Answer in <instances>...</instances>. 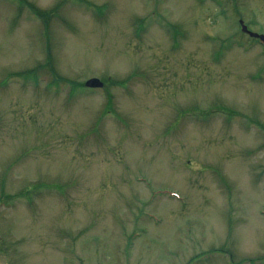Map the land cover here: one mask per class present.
I'll list each match as a JSON object with an SVG mask.
<instances>
[{"label":"rangeland","instance_id":"obj_1","mask_svg":"<svg viewBox=\"0 0 264 264\" xmlns=\"http://www.w3.org/2000/svg\"><path fill=\"white\" fill-rule=\"evenodd\" d=\"M240 20L264 0H0V264H264Z\"/></svg>","mask_w":264,"mask_h":264},{"label":"water","instance_id":"obj_2","mask_svg":"<svg viewBox=\"0 0 264 264\" xmlns=\"http://www.w3.org/2000/svg\"><path fill=\"white\" fill-rule=\"evenodd\" d=\"M240 25H241L242 32L248 34L249 36H251L253 38H257L264 43V35L263 34H258V33H255V32H252L251 30H249V28L244 24L243 20H240ZM103 85H104L103 82L98 78H92L86 82V86L89 88H102Z\"/></svg>","mask_w":264,"mask_h":264},{"label":"trees","instance_id":"obj_3","mask_svg":"<svg viewBox=\"0 0 264 264\" xmlns=\"http://www.w3.org/2000/svg\"><path fill=\"white\" fill-rule=\"evenodd\" d=\"M35 11H36V13L40 14V13L38 12V10H35Z\"/></svg>","mask_w":264,"mask_h":264}]
</instances>
